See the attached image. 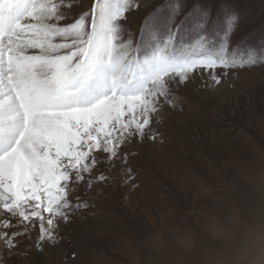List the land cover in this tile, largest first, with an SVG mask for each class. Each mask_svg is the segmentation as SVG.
Instances as JSON below:
<instances>
[{"label": "snow or ice", "instance_id": "snow-or-ice-1", "mask_svg": "<svg viewBox=\"0 0 264 264\" xmlns=\"http://www.w3.org/2000/svg\"><path fill=\"white\" fill-rule=\"evenodd\" d=\"M147 6L0 0V264L57 244L58 223L94 207V185L132 181L136 153L122 147L159 138L152 125L166 107L181 110L180 87L205 73V86L216 87L229 71L264 66V44L232 45L234 10H223L221 36L201 0H161L134 28ZM78 187L84 198L73 202ZM34 228V244L19 251Z\"/></svg>", "mask_w": 264, "mask_h": 264}, {"label": "rangeland", "instance_id": "rangeland-1", "mask_svg": "<svg viewBox=\"0 0 264 264\" xmlns=\"http://www.w3.org/2000/svg\"><path fill=\"white\" fill-rule=\"evenodd\" d=\"M145 2L148 6L136 13L134 28L161 0ZM193 2L188 0L189 5ZM201 2L211 7L221 36L227 30L223 10L236 12L238 28L231 35L232 45L239 41L243 49L264 44V0ZM207 79L205 73L204 80H194L177 90L181 110L164 109L161 122L152 125L158 139L134 138L131 145L122 147V153H136L129 156L130 167L138 174L132 181L122 185L117 178L106 186L94 185L89 192V204L94 207L79 216L73 214L68 223L60 221L57 244L45 243L40 250L32 246L10 264H91L94 259L100 264H127L125 241L133 236L143 240L153 222L157 227L191 228L203 236L204 213L219 195L205 193L203 188L205 182L215 187L221 173L235 185L234 199L244 202L256 196L236 179L233 170L241 159L244 141L264 146V66L229 71L227 79L222 78L216 87H206ZM97 170L103 171V165ZM134 183L139 186L133 188ZM96 195L98 200L90 199ZM78 196L84 198L83 187L72 192L70 199L75 202ZM38 235V228H34L31 241L18 238L23 240L19 251L34 244Z\"/></svg>", "mask_w": 264, "mask_h": 264}, {"label": "clouds", "instance_id": "clouds-1", "mask_svg": "<svg viewBox=\"0 0 264 264\" xmlns=\"http://www.w3.org/2000/svg\"><path fill=\"white\" fill-rule=\"evenodd\" d=\"M233 171L256 196L234 199L235 185L221 173L215 187L205 182L203 188L219 193L204 213L205 235L153 222L143 240L133 236L125 241L127 264H264V146L244 141Z\"/></svg>", "mask_w": 264, "mask_h": 264}]
</instances>
